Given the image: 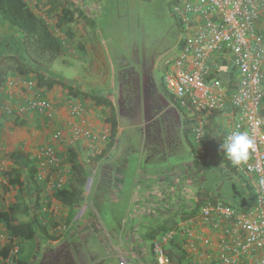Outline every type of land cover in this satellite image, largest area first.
<instances>
[{"label":"crops","instance_id":"crops-1","mask_svg":"<svg viewBox=\"0 0 264 264\" xmlns=\"http://www.w3.org/2000/svg\"><path fill=\"white\" fill-rule=\"evenodd\" d=\"M108 2L109 0H25L29 10L42 18L63 44L61 55L51 62L47 54L41 55L32 47L39 58L46 59L45 62L40 59V62L30 54L33 49L31 47L28 49V54L38 64L52 69L62 77L61 82L56 83L52 88H40L38 86L40 73L32 70L29 64L17 57L22 69H18L12 76L6 74V78H13L18 85L11 87L6 81L0 85V233L11 231L12 208H18L14 218L19 221L21 219L18 214L24 209L28 217L24 220L34 223L36 219L39 220L38 224L36 223V237L31 242L21 245L22 255L27 257L28 264H70L71 243H79V241H71L68 245H64V238L54 235L53 221L60 224L61 219L67 218L71 221V229L76 228L75 232L80 230L83 240L86 238L91 240L92 220L87 217L83 226L76 227V219H74L76 208H97L98 205L103 207L105 205H102V202L114 206L110 201L111 197H114V201L118 198L120 203L116 204L117 207L121 205V208H170L174 213L180 211H175V208L188 210L193 194H200V191L208 193L202 188H198L200 191L195 188L197 191L194 193L191 183L182 176V170L190 169L195 157L185 138V129L190 128V125L181 110L173 104L163 80L161 82L157 78L159 63L173 49L167 44L162 48L155 44L143 46L144 40L142 41L135 31L131 35L124 31L121 35L122 28L121 31L114 30L113 27L106 28L104 21L107 17L105 8ZM66 11H70L71 15L69 14L68 20L59 27L58 22ZM121 19L120 16L119 23ZM118 27L120 28L119 25ZM262 28L264 29V15ZM9 33L3 36L9 37L15 34L11 30ZM15 35H20V32ZM121 36L128 39L121 41ZM183 40L184 37L175 50L177 55L171 61L180 55ZM164 42L163 37L158 45ZM36 61L34 62L37 63ZM58 61H61L62 67L56 66ZM171 61L166 60L165 66L169 67ZM227 63L228 65L223 64L220 70L223 80L232 86L230 87L232 89L237 80V72L230 60ZM30 83H34L32 88ZM71 89L79 92L80 96L75 98ZM93 97L105 98L112 104L118 122L115 138L111 136V126L106 121L111 107L97 105ZM32 98L49 100L54 106L53 117L48 119L36 111L16 114L19 112L18 106ZM71 99H77L81 103L84 108L83 118L92 126L94 134L106 137L104 141L98 143L96 150L91 149L93 146L88 140L73 142L70 139V129L75 121L69 109ZM263 110L264 102L260 111L262 117H264ZM234 119V113L230 108L217 113L216 116L214 113L210 117L212 125L216 123L215 125L221 129L220 132H228ZM57 131L63 134L61 141L55 137ZM132 142H137L138 145ZM43 146H52L57 150L69 179L71 169L65 162L67 151L74 149L79 153L81 163L84 167H88H85L88 179L84 189L88 186L90 189L86 204L79 205L82 191L78 204L73 207L55 201L53 198L55 190L50 185L52 176H46L44 181L40 182V187L34 183L29 184L31 179L29 170L33 166L38 168L37 155ZM133 147L139 149V154L138 151H134L136 149L126 150ZM17 159L22 167L18 175L22 178L23 184L13 186L9 184V180L15 175L9 173L14 171ZM249 178L254 189V178ZM94 184L99 188L95 193L91 191ZM181 189L185 196H182L180 202L175 200L173 202L176 194L172 190H176L179 195ZM63 210L66 216H62ZM188 212L190 214L187 220L184 219L185 217L177 220L170 218L171 226L177 225L178 228L190 223L192 215L190 210ZM136 217L135 219L138 218ZM142 223L143 220L138 223L133 222L132 227L128 228L133 230L143 228ZM148 223L151 225V222ZM188 225H191L199 235L210 239L213 246L206 248L200 242L188 239L185 233L179 234L174 239L178 247L173 245L172 248L176 253L178 248L182 249L185 256L183 264H219L211 258L201 257V253L205 250L208 253L217 250L219 242L224 238L222 227L216 230L211 223L201 220L200 217L195 218L194 222ZM43 227L47 228V235L42 231ZM135 233L137 234L136 231ZM162 235L159 232L154 233L153 243ZM142 236L147 239L144 234H140V237ZM121 239V237L116 238V243L121 245ZM54 250H57V255L51 254ZM119 254V259L124 257L121 251ZM3 255L4 257L9 255L8 247ZM152 256L154 257L153 253ZM142 259L139 253H134L130 257L133 264H141Z\"/></svg>","mask_w":264,"mask_h":264},{"label":"built area","instance_id":"built-area-1","mask_svg":"<svg viewBox=\"0 0 264 264\" xmlns=\"http://www.w3.org/2000/svg\"><path fill=\"white\" fill-rule=\"evenodd\" d=\"M172 12L180 21L184 40L180 55L172 61L163 77L172 102L187 118L199 154H204V138L214 113L232 109L235 119L227 135L235 131L247 132L255 142V151L245 165L236 166L248 177L254 178L256 210L237 214L232 209L212 202L203 203L199 214L191 213L190 223L200 217L224 238L217 250L201 253L219 264H264V117L260 115L264 100V0H173ZM237 72L231 89L222 79L220 68L228 65ZM13 87L18 83L8 80ZM34 83H30V88ZM69 109L74 116L70 129L73 142L88 140L95 149L106 137L94 134L92 126L83 118L84 108L77 99H71ZM18 115L36 111L51 119L54 106L47 99H28L18 106ZM13 110H11V113ZM13 115L15 113L13 112ZM225 136V137H226ZM62 140L60 131L55 133ZM95 144V146H94ZM96 150V149H95ZM38 179L52 176L51 188L62 189L69 183L68 172L62 167L57 150L43 146L37 155ZM189 219V218H188ZM181 225L153 243L157 264H172L168 246L179 235L194 239L211 248L210 239L196 233L191 225ZM224 223V226H222ZM9 255L4 257V250ZM194 247V245H192ZM20 246L10 233H0V264H15ZM126 264H133L130 259Z\"/></svg>","mask_w":264,"mask_h":264},{"label":"rangeland","instance_id":"rangeland-1","mask_svg":"<svg viewBox=\"0 0 264 264\" xmlns=\"http://www.w3.org/2000/svg\"><path fill=\"white\" fill-rule=\"evenodd\" d=\"M173 3V0H109L107 4L108 6L105 8L107 17L104 21V26L106 28L108 27L110 29V27H113L114 30L120 31L122 28L121 35L124 31H126V33L129 35L135 31L137 36L142 41L144 40L143 46L147 44H155L159 48H162L166 46V44L170 45V48L173 49V51L169 52L166 58L161 63H159L157 70V78L161 82L167 72V68L169 69L170 65L172 64L171 60L177 55L175 50H177L176 48H178L180 40H182L184 37L183 29L180 26V21L172 12ZM120 16L122 18L121 23H119ZM102 29L104 30L103 26ZM10 30L15 32V34L18 32V30L10 23L6 22L0 14V35H8L10 34ZM163 37L165 38V42L162 45H158L160 43V39ZM124 39L128 38L121 36L120 40L123 41ZM30 54L40 61L41 58H39L38 53H34V49L31 50ZM41 60L45 62L44 60L46 59L42 57ZM166 60L171 61L169 63V67L165 66ZM20 65L22 64L18 63L16 57H7L2 62L1 70L4 71V74L6 73L8 76H12L17 72L18 69L22 67ZM57 65L62 67L61 61H58L56 63V66ZM61 71L62 70H60V72ZM67 76L70 77V75ZM8 80H13V78H8L6 83H8ZM211 127L212 121L210 120L208 128L210 129ZM132 143L138 145L137 142ZM133 149H136L134 150L135 152L139 150L136 147L131 149L127 148L126 150L129 151ZM137 154H139V151ZM127 156L130 155L127 154ZM195 159L197 158L194 157L193 162ZM193 162L191 166H193ZM192 168L194 169V166ZM89 170L91 171L90 167ZM89 189L90 187L88 186L87 189L82 190L83 194L79 205L86 204ZM197 189L193 188L194 193L197 191ZM98 190L99 188H97V185L95 187V184L93 187H91V191H94V193ZM172 191L174 194H176L173 202L174 200L176 202H180L183 198L182 196H185L183 195L184 192L182 189L180 190L179 195L176 190ZM198 191L200 190L198 189ZM137 194L139 195L138 192ZM206 195L208 194L202 191H200V194H193L194 197L187 207L189 208L188 210H190L191 213H196L195 215H198L200 211L199 207L205 203V201L210 200V195L209 197ZM113 198L114 197H111L110 201L112 204H114V206L110 205V203L102 202V205H105L103 207L98 205L97 208H76V213L74 216L77 224L75 225L76 227L83 226V223L85 220H87V217H90V220H92L90 223L93 228V230L90 229L93 234L91 240H88L89 238L83 240V237L80 235V230L75 232L76 228L71 229V221H68L67 218H64V220L61 219L59 221L60 224L53 221L52 227L55 229L54 235L64 238V245H68V242L71 241H79V243H71L69 249L72 255V257L70 256V264H126L125 262H127V260L130 259L134 253H139L143 257L141 264H157L155 256H152V250L148 249L150 244L153 242L154 237L152 235L154 233L157 234L160 227L162 228L163 226H171L172 222L169 221L170 218L171 220H177L179 218L181 219L185 217L184 219L187 220L190 214L188 210H184V208H175V211L180 210L181 212L179 211L173 213L171 212L170 208H121V205L120 207H117L116 205L119 203L118 198L116 197V201H114ZM24 210L22 213L18 214L21 220L27 218V214L24 212ZM62 212V216H66L65 210ZM135 217L137 219H135ZM142 220L143 228L145 229L137 228L136 230H133V228H128L132 227L133 222L137 221L138 223V221ZM148 222H151V225H149ZM73 232L75 234H72ZM140 234H144L147 237L146 241L145 238L143 240V236L140 237ZM132 235L134 236L132 237ZM118 237L122 238L121 245L116 243V238ZM134 238L135 240H133ZM170 246L172 245L168 246V252L173 250V248ZM56 251L57 250L52 251L51 254L57 255L58 253ZM120 251L122 252V256H124L123 258L120 257L121 260L119 259ZM171 260L172 264H178L176 259Z\"/></svg>","mask_w":264,"mask_h":264},{"label":"trees","instance_id":"trees-1","mask_svg":"<svg viewBox=\"0 0 264 264\" xmlns=\"http://www.w3.org/2000/svg\"><path fill=\"white\" fill-rule=\"evenodd\" d=\"M70 13V11L64 13V16L58 22L59 27L68 20L67 16ZM0 14L6 22L10 23L20 32V35L9 37L0 35V85L6 81V73L4 74V71L1 70L2 62L5 58L11 56L19 58L22 62L29 64L32 70L40 73L38 75V86L40 88L46 87L50 89L56 83L61 82L62 77L59 76V74L52 69L38 64V62L28 54V49L34 47L41 55L47 54L49 56V62L54 60L58 55H61L63 44L49 29L46 22L29 10L25 0H0ZM20 69H22V67ZM233 75L236 76L235 72H233ZM221 76L222 79H224L223 74H221ZM72 93L74 97L80 96L79 92L72 90ZM81 95L84 97L87 96L85 94ZM93 99L96 101L97 105L111 107V112L106 121L111 126V136L115 138L118 132V122L112 104L105 98L93 97ZM216 115L217 113H215V116ZM215 124L214 126L212 125L210 129L208 128L205 134L203 155L199 154L197 150V145L194 142L190 128L185 129V138L197 159L193 162L194 169L192 168L193 166H191L190 169H183L181 172L182 176L187 178L186 181L191 183L194 189L202 188L204 191L211 194L207 193L208 195L206 196L209 197L210 195V200L205 201V203L212 202L223 205L234 210L237 214L254 211L256 210V194L251 186L250 178L227 159L220 147L227 132H220L221 129ZM65 162L71 169L69 183L65 188L56 189L53 198L63 205L73 207L78 204L81 196L80 191H82L87 184V170L80 161L79 153L74 149H68ZM20 171H22V167L19 159H17L14 171L9 173V175H15L13 179L11 178L9 180L10 185L18 186L23 184L22 178L18 175ZM29 174L31 178L29 179V184L33 185L34 183L40 187L39 184L41 181L38 179V168L33 166L29 170ZM11 211V215L13 216L11 231L9 233L19 241L20 246L19 253L15 256V264H28L27 257L22 255L21 245L31 242L36 237V223L38 224L39 220L36 219L35 223L29 220L19 221L14 218L18 208H12ZM176 228L177 225L163 226L159 228V233L164 235ZM42 231L46 233L45 235L48 234L47 228L43 227ZM48 237L55 239L50 235H48ZM170 245L177 246L174 241H172ZM148 249L152 250L153 253V242ZM174 251L175 250L171 252L167 251V253L171 259H176L178 264H183V257L185 256L182 249H177L178 254ZM180 257L182 259L179 260ZM134 261L136 263V260ZM240 263L247 264L246 261Z\"/></svg>","mask_w":264,"mask_h":264},{"label":"clouds","instance_id":"clouds-1","mask_svg":"<svg viewBox=\"0 0 264 264\" xmlns=\"http://www.w3.org/2000/svg\"><path fill=\"white\" fill-rule=\"evenodd\" d=\"M220 147L234 166H241L255 151V142L247 132L235 131L223 139ZM260 183L264 184V179Z\"/></svg>","mask_w":264,"mask_h":264}]
</instances>
